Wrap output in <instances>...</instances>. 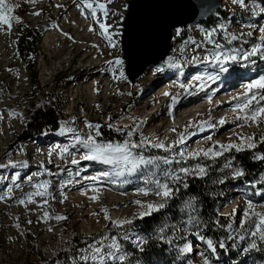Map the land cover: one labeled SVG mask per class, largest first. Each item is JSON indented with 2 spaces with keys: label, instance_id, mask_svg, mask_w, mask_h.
Here are the masks:
<instances>
[{
  "label": "rangeland",
  "instance_id": "374dc122",
  "mask_svg": "<svg viewBox=\"0 0 264 264\" xmlns=\"http://www.w3.org/2000/svg\"><path fill=\"white\" fill-rule=\"evenodd\" d=\"M127 1L99 0L105 8H97L93 18L87 4L96 6V0H84L83 3L81 0H6L11 11L5 10V15L13 19L10 24L0 22V111L4 117L1 126L9 127L0 138L6 155L0 159V264H22L35 260L37 255L50 258L59 250H68L73 246V235L81 239L82 246L78 247L80 259L104 264L109 261L120 262L122 260L119 257L123 256V262L130 264L129 247H138L143 239L139 231L132 229L131 223L145 216L141 213L147 210L148 204L165 205L168 198L157 195L160 184L166 183L171 188V179L189 174L199 175L198 170L205 168L201 158L217 157L205 155L209 149L227 152L230 149H221L220 145L233 144L239 147L248 137H253L252 142L256 146L258 139L264 138V122L257 124L244 118L251 114L256 105L247 112L236 109L237 104L246 102L241 96L246 90L244 84L264 76V32L261 31L264 29V6L255 1L246 4L243 0L241 4L239 0H222L218 10H243L242 16L236 18L231 15L224 20L214 15L211 23H190L184 28L174 29L168 55L158 62V72L151 74L149 71L145 74L148 65L132 82L126 72V60L120 43ZM23 3L27 5L25 10L21 9ZM80 7L85 9L87 20L91 23L94 21L93 25L99 32L97 40L107 50L105 55L99 57L107 61L106 67L93 68L92 74L81 85L86 88L95 80L105 79L104 83L115 94L121 86L125 103L111 112L101 114L99 110L102 102L94 104L95 100L89 97L86 98L87 103L96 109L93 114L87 110L90 107L82 110L77 108L76 99H68L69 87L73 83L71 80L77 79L75 76L79 71L70 74L68 67L61 71L63 65L59 61L68 56L67 51L55 58L43 57L48 56L43 47L45 37L69 13L78 11ZM14 17H19L20 22ZM100 23L108 26L107 31L113 34L111 39L101 35L103 30ZM69 27L70 32H73V23ZM34 30L41 32L37 41ZM209 33L212 34L211 39L207 38ZM233 36L236 38L233 39ZM67 37L69 35L65 33L64 38ZM68 43L73 42L71 40ZM216 44L221 47L217 49ZM254 48L258 49L257 53L244 59V55L252 53ZM217 51L237 57L227 64V72L220 73L214 63L205 60V57L210 58ZM81 56L75 57L76 63ZM117 60L120 63H116ZM50 66H60L59 71L52 75L53 68L47 70ZM34 69L37 70L40 87L55 97L53 102L58 129L55 132L44 129L37 136L20 138L33 104L42 99L40 94L34 93L30 79ZM7 71L8 76L5 77ZM195 73L200 78L192 82L189 77ZM111 79H114L112 83ZM152 79L151 84L147 82ZM172 81L174 83H170ZM145 82L143 94L136 96V104L144 101L145 95L162 93L166 86L165 91L169 93L163 98L164 108L160 107L158 116L150 125L152 116L133 115L134 107L127 104ZM63 84L66 86L64 91ZM191 88H194L193 93L202 97L203 102L183 101L182 93ZM16 89L18 91L14 92ZM104 89L102 101H107ZM208 96L230 101L213 111L210 121H200L194 117L181 122L180 118L199 104L209 105L210 101L206 100ZM238 96L241 98L236 99ZM176 103H179L180 108L178 114L171 117L174 124L161 134L160 139L151 138L152 129L156 128L153 124L164 122L167 119L164 110ZM152 105L155 104L145 105L143 111ZM259 106H264V101H260ZM72 108L76 109L75 113L68 115V110ZM122 111H126V114L117 117ZM220 117L226 122L221 124ZM218 121L220 128H216L217 133L203 130L214 127ZM147 127L148 133L144 131ZM100 128L113 130L119 136L106 141ZM129 133L132 135L129 136ZM90 136L99 145L111 143L115 146L130 140L140 146L131 149L132 156L128 160L120 157L104 161L85 160L82 157L88 149L84 142ZM188 136L190 139L195 137V140L189 145L181 144ZM26 143H32V151L23 155L25 159L20 161L16 156L27 151ZM156 144L163 147H155ZM40 151L46 152L42 159L37 154ZM73 159L78 163L72 164ZM230 162L229 159L223 160L220 168L231 169L233 177L239 176L236 173L241 170ZM181 169L188 171L184 173ZM79 179L84 181L79 186H73ZM254 179L253 184L247 181L240 184L237 180L235 187L228 189L229 195H225L223 204L217 208L219 213L229 218L226 231L232 239V250L237 258L234 264H264V240L252 235L259 219L255 214L264 213V168ZM256 183L262 188L256 187ZM82 190L86 191L85 195ZM92 190L95 191V199ZM36 192L45 194L35 195ZM58 216L66 219H56ZM182 220L186 227L192 221L190 216ZM122 221L128 222L118 223ZM186 227L179 233L171 234L166 263L158 261L148 264H170L171 261L224 264L213 247H209L208 239L202 240L201 234L196 231L185 235ZM188 243L192 247L197 246V249L192 248L191 254L186 252ZM96 248L100 249L99 253L94 251ZM176 252H180L177 259ZM94 256L97 259H93ZM100 256L105 257L103 262L99 260Z\"/></svg>",
  "mask_w": 264,
  "mask_h": 264
},
{
  "label": "trees",
  "instance_id": "16d2710c",
  "mask_svg": "<svg viewBox=\"0 0 264 264\" xmlns=\"http://www.w3.org/2000/svg\"><path fill=\"white\" fill-rule=\"evenodd\" d=\"M250 1L258 2L264 6L263 0H244L246 4ZM21 5L22 10L27 8L26 3ZM243 12V10L238 12L218 10L209 17L207 23L213 22L214 15H219L226 20L231 15L239 18ZM34 32L37 41L41 32L35 30ZM186 38L187 36L184 37V39ZM30 79L35 90L34 93L40 94L42 99L40 102L33 104L20 138L37 136L44 129L49 132H55L58 129L56 106L53 102L55 97L40 87L36 69L30 74ZM100 131L104 134V140L106 141H111L119 136L110 129L100 128ZM261 156H264V139H258V143L252 149L237 150V148H231L217 157L201 158L205 166L203 175L189 174L178 179H171L170 186L173 192L164 207L152 212L150 215L136 218L131 223L132 229L139 231L143 235V239L138 247H129L131 249L130 264L134 262L136 264L138 262L148 264L158 261L166 263L168 261L169 238L171 234L184 230L186 226L182 223V218L185 216H190L192 219L184 231L185 235L189 236L191 232L196 231L197 234H201L202 240L208 239L211 241L214 252L224 264H234L237 258L232 250V239L226 231L229 218L227 215L219 213L217 208L223 204L225 195H229L228 189L235 187L237 180L240 184L246 181L253 184L254 177L264 168V159L258 158ZM227 159L231 161L230 163L233 166H237L243 174L233 177L231 169L220 168L221 162ZM256 187L262 188L257 183ZM72 241L73 246H70L68 250H59L50 258L37 255L35 260L22 264H99L80 259L78 247L82 246L81 239L73 235ZM220 243L224 244L223 248L219 247ZM179 256L180 252H176L175 259ZM175 262L184 264L182 261H171L170 264ZM104 264H125V262L123 260L120 262L109 261Z\"/></svg>",
  "mask_w": 264,
  "mask_h": 264
},
{
  "label": "bare ground",
  "instance_id": "6f19581e",
  "mask_svg": "<svg viewBox=\"0 0 264 264\" xmlns=\"http://www.w3.org/2000/svg\"><path fill=\"white\" fill-rule=\"evenodd\" d=\"M135 2L132 4V7H135ZM163 1V0H161ZM159 1V2H161ZM164 3V4H163ZM161 4V6H157V4H154L153 0H150L148 4H146V11L149 17V26L145 30L143 28L142 31H140V34H137L136 37V47L134 48L133 52L130 51V54H127V63H128V70L127 73L131 76L132 73L140 67L143 63H146L153 59L154 57H157L164 49V42L163 38L165 37V30L172 25L173 23H180L182 20L189 18L191 16H197L201 15L204 13L207 8L209 7V0H165ZM94 22V21H93ZM91 23L90 21L87 20V15L85 9L82 7L79 8L78 11L73 10L71 13H69L68 16L65 17L64 20L57 26H55L54 29H52L48 35L44 39V49H45V54L48 56L43 55V57H47L48 59L50 58H55L59 54L67 51L68 56L61 59L59 61L60 64L63 65V68L61 71H64L65 67H68L71 72L70 74H74L77 71H79V74L75 76L77 79H72L73 83L69 87V100L76 99L78 101L77 108H82V110L86 107H90L87 110L91 111V114L95 112L96 109H94L92 106H90L86 98L92 99L94 101V104L97 102L99 103L100 101L102 102V108L99 110L101 114L106 113V112H111L115 110L118 106H122L125 102L122 100V95H123V89L120 86L118 88L117 94H115L113 91L110 90V87L108 84L104 83L105 79L103 81L95 80L90 84L88 87H82V82L88 79V77L92 74L93 68L97 69L99 67L104 68L106 67V62L105 60L99 59L102 55H105L107 53V50L105 47H101L100 43L98 42L97 38L99 37L97 32V29L93 25L94 23ZM73 23V28L72 31L70 32V27L69 24ZM144 23L140 25L139 29H142ZM147 26V25H146ZM91 28V30H90ZM145 30V31H144ZM65 33L69 35V37L64 38ZM130 32L128 29L127 32V37L126 40H128L130 37ZM131 36V35H130ZM72 44H69L68 42H71ZM128 42V41H127ZM126 42V45H128ZM49 52V54H47ZM80 60L78 59L77 63L75 62V57L81 55ZM101 55V56H100ZM1 64V62H0ZM60 67V66H59ZM59 67L55 66L54 68L52 66L47 67V70L52 69V75L53 73H57L59 71ZM68 69V70H69ZM160 69V64L159 63H154L149 65L147 74L149 73L152 74V72H158ZM49 74V72H48ZM5 77L8 76V71L4 73ZM195 77H199L200 75L198 73H195L193 77H191V81L193 82ZM82 78H84L82 81H80ZM109 79V78H107ZM205 80V78L203 77ZM114 79H111V82H113ZM197 80V79H196ZM195 81V80H194ZM49 82V81H48ZM103 84H99L102 83ZM147 82H153V79ZM142 84V87L140 88V91L138 94L134 95L133 98L129 100L127 104H130V106L134 107L133 115L136 114H145L146 117L152 116V119L149 121V125L154 121V118L158 116V111L160 107L164 108V103L165 100L163 99L165 96V89L168 87H164L162 90V93L160 94H148L145 95V100L142 101L141 103L136 104L135 99L136 96H140L143 94L144 87L146 86V83ZM251 81L247 82L244 84V88L246 89V85L250 83ZM9 83V82H8ZM170 83H174L173 81ZM20 86H17L19 88ZM103 87H105L104 92L105 95H107V101H102L103 100ZM193 89L191 88L190 91H185L182 96L183 101L187 102L190 101V103H201L204 100L202 99L201 96H198L197 93H193ZM66 90V86L63 84L62 86V91ZM220 90V89H219ZM17 92L18 89L14 90V92ZM220 92V91H219ZM201 93V92H200ZM218 93V91H217ZM150 95V96H149ZM169 97H167L168 99ZM166 99V100H167ZM234 99V98H233ZM206 100L210 101L209 105H198L195 109H191L189 113L185 116H182L180 118L181 122H183L185 118H194L198 117L200 121H210V118L212 116L210 115L213 111H215L217 108L222 107L225 105V102L230 101V99H223L221 100L216 99L214 97H206ZM119 104V105H117ZM152 105L151 107L147 108V112L143 111V108L145 105ZM1 108V106H0ZM180 108L179 103H176L175 105L170 104L168 106V110H164V114H166L167 119L164 122H160L159 125L153 124L156 126V128L152 129L151 132V138H161V134H163L165 131L171 128V126L174 124L172 121V116L178 114V110ZM201 108V109H200ZM149 110V111H148ZM76 109H69L68 110V115H73L75 113ZM144 112V113H143ZM187 112V111H185ZM126 114V111L119 112L116 116L121 117ZM89 115V114H88ZM85 116V115H82ZM145 117V118H146ZM205 118V119H203ZM222 117H220L219 120H221ZM4 120V117L1 114L0 111V138H2L3 133L9 130V127L3 128L1 126V122ZM204 126H207L204 125ZM164 128H167L164 130ZM219 127V121L218 124L209 127L208 129L203 128V130H209L212 131L214 130V133H217ZM145 132L148 133L149 127L144 129ZM202 134V133H200ZM203 136L205 135L202 134ZM158 136V137H157ZM170 137V136H168ZM189 137V136H188ZM195 140V137L189 139L185 142V145H189ZM25 143V142H24ZM2 144V143H1ZM0 144V159L4 158L5 155V148L2 147ZM3 145V144H2ZM27 151L23 154L21 153L20 155L18 154L16 157L20 161H22L24 158L23 155H27L30 153L32 150L30 147H32V143L28 144L26 143ZM44 153L46 152H38L37 154L39 155L40 159H42L44 156ZM103 176V175H101ZM80 181H77L74 183L73 186L76 187L79 186L78 184L80 182H83L84 180L79 179ZM87 180V179H85ZM82 184V183H81ZM83 194L85 195L86 191L82 190ZM91 192V191H90ZM82 194V193H81ZM90 194V193H88ZM92 196H95V191L92 190ZM179 239V238H178ZM180 240V239H179ZM195 244V243H194ZM194 246V245H193ZM197 249L196 247H192L190 243L186 246V249L192 250Z\"/></svg>",
  "mask_w": 264,
  "mask_h": 264
},
{
  "label": "snow or ice",
  "instance_id": "6c2138e0",
  "mask_svg": "<svg viewBox=\"0 0 264 264\" xmlns=\"http://www.w3.org/2000/svg\"><path fill=\"white\" fill-rule=\"evenodd\" d=\"M84 0H81V3H83ZM108 2H111V0H108ZM241 4H243V0H239ZM87 7L91 10V13L93 15V18H95V13L97 11V8L99 9H104L105 5L103 3H99V0H96V6H93L92 4H87ZM127 7V6H126ZM5 10L11 11V7L6 4V0H0V22L5 23V24H10L11 19L10 17H7L5 15ZM39 14V13H36ZM107 15V13H105ZM14 19L17 22H20L19 17H14ZM107 25L104 23H100V28L103 30L101 32V35H104L106 38L111 39L112 33H109L107 31ZM91 30V28H90ZM262 32H264V29H261ZM67 35V34H66ZM211 33L208 34V39H211ZM236 37L233 36V39ZM264 39V37H262ZM215 47L219 49L221 46L219 44H216ZM258 51L257 48L253 49L252 53L244 55V59L248 58V55H253L256 54ZM237 57L235 55L229 56L228 54H222L221 52L217 51L213 53V55L209 57H205L206 61H209L211 63H214L220 73L227 72L228 67L227 64L230 61H235ZM116 63H120L119 60L116 61ZM194 79H199V77H195ZM209 79H212V77H209ZM257 93H260L257 95ZM165 95H169V93H165ZM243 99L246 101L243 105L237 104L236 109H239L240 112H247L249 109L252 108V106L255 104L256 107L252 110L251 114L248 116H245V120H251L252 122H255L257 124L264 122V106H259L260 101H264V76H260L258 79H255L248 83L246 85V90L243 94H241ZM241 96L236 97V99H240ZM175 99V98H174ZM223 119L220 121L221 124L225 123ZM211 126V125H210ZM98 127V126H97ZM175 131V129H173ZM132 134L129 133V136ZM253 137H248L247 140L242 143L239 147L237 145H220L221 149L227 150L231 148H237V150H243L244 147L247 148H252L254 147ZM264 139V138H262ZM84 146L88 149V152L86 155L82 157V159L85 160H99V161H104V160H113L116 159L117 157H120L124 160H128L132 156V151L131 149L137 148L140 145H137L135 143H132L130 140L125 141L123 144H117L113 146L111 143L105 144V145H99L97 144L93 138L90 136L88 138V141L84 142ZM155 147H163L161 144H156L154 145ZM205 155H216L219 156L222 154V152H213L212 149H209L207 152L204 153ZM259 159H264V156L258 157ZM78 161L73 159L72 164H77ZM182 172L187 173V169H181ZM199 174L203 175L205 170L203 168H200ZM242 172H237L236 175H242ZM175 178V177H172ZM43 187V185H41ZM173 190L168 186V184H160L157 189V195H160L162 198L167 199L170 198L172 195ZM45 193L44 192H36L35 195H40L43 196ZM95 199V197H93ZM24 201H20V203H23ZM136 203H140V201H136ZM164 207L163 203H160L158 205H153V204H148L147 205V210L141 215H150L153 211H158L160 208ZM251 207V206H250ZM256 216L259 217V219L256 221L255 224V231L252 233L254 237H259L260 240H264V213H256ZM45 216H47V213H45ZM56 219H66L64 216H58ZM128 221H122L118 223H127ZM242 224L244 221L241 222ZM209 247H213L211 241H208ZM255 246V245H253ZM219 247L223 248L224 244L220 243ZM214 250V248H213ZM96 253L100 252L99 248L94 249ZM101 262L105 259V257L100 256L98 257ZM93 259H97V257H93ZM119 259L123 260L124 257L120 256ZM207 264V262H206Z\"/></svg>",
  "mask_w": 264,
  "mask_h": 264
},
{
  "label": "water",
  "instance_id": "95a60500",
  "mask_svg": "<svg viewBox=\"0 0 264 264\" xmlns=\"http://www.w3.org/2000/svg\"><path fill=\"white\" fill-rule=\"evenodd\" d=\"M153 1H154V4L155 3L157 4V6H161V4L165 0H163V1L153 0ZM159 1H161V2H159ZM221 1L222 0H209V7L201 15H197L195 17L191 16L189 18L182 20L180 23H173L172 25H170L165 30V34H164L165 37L163 38V42H164L163 51L157 57H154L150 61L140 65V67L138 69H136L132 73L131 76L127 73L130 81L133 82L135 80V78H137L148 65L158 63L159 61L163 60L168 55V52L170 49V40L172 38L174 29L180 28V27L184 28L190 23L207 22L209 17H211L220 8ZM134 2H135V0H128L127 1V11L124 15L123 27H122V31H121L120 43H121V49L123 51V58L126 60V72L128 70V63H127V59H126L127 54H130V51L133 52L134 48L136 47L135 41H136L137 34L138 33L140 34V31H142L143 28H145V30H146L149 26V20L148 19L150 16L148 17L145 6H146V4H148L150 2V0H137L135 3V7H132V4ZM143 23H144V25H143L142 29H139L140 25H142ZM128 29H129L131 36L129 35L130 38L128 40H126V37H127L126 35L128 32ZM126 42L128 45H126Z\"/></svg>",
  "mask_w": 264,
  "mask_h": 264
}]
</instances>
